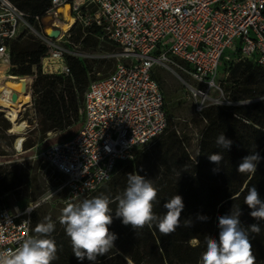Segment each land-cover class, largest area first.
Segmentation results:
<instances>
[{"label": "built area", "instance_id": "1", "mask_svg": "<svg viewBox=\"0 0 264 264\" xmlns=\"http://www.w3.org/2000/svg\"><path fill=\"white\" fill-rule=\"evenodd\" d=\"M64 10L74 18L68 30L61 26ZM78 27L105 42L109 51L103 57L116 63L85 90L79 131L43 152L49 166L64 177L61 188L76 203L110 180L118 161L133 160L136 150L154 145L167 129L166 96L156 67L168 66L183 75L178 73L200 118L206 106L220 105L224 90L218 75L225 57L234 53L238 60L264 68V0H51L34 13L0 0V62L7 65L0 84L20 79L10 75L15 40L32 35L45 46L39 63L25 75L31 101L21 115L27 124H38V66L43 73L68 76L67 55L92 57L83 52L82 42L73 41ZM49 28H59L60 34L51 37ZM28 109L31 115L25 116ZM38 203L11 206L0 196V251L15 250L26 235H35L31 216Z\"/></svg>", "mask_w": 264, "mask_h": 264}, {"label": "trees", "instance_id": "2", "mask_svg": "<svg viewBox=\"0 0 264 264\" xmlns=\"http://www.w3.org/2000/svg\"><path fill=\"white\" fill-rule=\"evenodd\" d=\"M18 7L38 12L50 4L51 0H11ZM73 41L89 45L93 37L87 29L76 28ZM45 52V46L32 35L15 40L11 44V61L13 67L10 73L25 76L32 73L33 65L38 64ZM71 75L43 73L38 66V78L34 92V104L38 114V127L34 128L43 137L47 131L64 129L72 126L81 117L79 93L82 90L91 65L86 60L67 55ZM232 63V62H231ZM228 80L234 85L242 86L234 89L230 98L234 101L251 100L244 104L217 105L211 104L203 109V128L197 154L193 156L189 150L191 138L185 130L175 122L171 123L168 113V127L149 148L135 151L133 160H120L116 164L110 180L86 198L101 194L115 198L127 187V175L137 173L151 179L158 189L157 201L153 211L157 215L166 213L164 204L173 196L180 195L185 205L181 213V223L191 220L189 228H178L171 235H162L154 226H145L134 230L131 225L125 226L122 219L115 217L116 204H110L113 209V223L109 230L117 235L115 249L110 253L97 257V261L85 258L79 261L72 252L70 238L65 233V227L60 218H51L55 230L50 238L54 240L57 259L52 264H198L202 252L206 250L205 236L218 239V217L230 215L240 208L241 226L249 229L250 225L258 224L259 234L249 231L256 264H264V220L251 217L250 209L244 198L248 190L256 187L259 198L264 202V159L257 166L255 175L240 174L237 171L243 158L250 153L258 152L264 158V68L251 60L239 59L229 66ZM157 77V76H156ZM158 79V78H157ZM159 80V79H158ZM167 108V107H166ZM0 112V137L11 143L10 136L5 134L10 128V122ZM224 133L233 144L230 150L219 148L217 137ZM37 138H26L24 149L33 147ZM213 153L223 155L220 171L214 173L217 167L210 162L208 156ZM6 154L0 144V155ZM23 174L18 167L8 169L0 165V196L3 193L22 184ZM198 215L207 216L206 221L197 219ZM45 217L36 218L32 213V230L34 225L47 222ZM196 239L199 245L193 247L191 241Z\"/></svg>", "mask_w": 264, "mask_h": 264}, {"label": "clouds", "instance_id": "3", "mask_svg": "<svg viewBox=\"0 0 264 264\" xmlns=\"http://www.w3.org/2000/svg\"><path fill=\"white\" fill-rule=\"evenodd\" d=\"M216 144L219 148L230 150L233 144L231 139L221 133ZM210 162L217 165L212 171H220L223 155L213 153L208 156ZM261 159L258 152L245 156L239 164L237 171L240 174L255 175ZM158 189L151 179H147L137 173L127 175V187L114 199L107 195H99L85 198L79 203H67L62 209L60 223L65 227V233L70 238L72 252L79 261L85 258L96 262L97 257L104 256L115 248L117 235L109 230L113 223V209L110 204L115 203V217L122 219V223L131 225L134 230L145 226H153L165 236L171 235L182 226L189 228L192 221L185 220L181 223V213L185 207L183 198L175 195L164 204L166 213L157 215L154 213V202L157 201ZM244 203L252 209L251 217L264 220V202L259 198L256 187L248 190ZM240 208H236L230 215L218 217V239L205 236L206 250L202 252L198 264H256L252 244L249 239V231L259 234L261 228L258 224L245 229L241 226ZM200 221H206L207 216L198 215ZM45 222L38 223L35 227V235H26L15 250L0 251V264H52L57 259V248L51 233L55 230V224L50 217H45ZM31 231V230H30ZM193 247L199 245V241H191Z\"/></svg>", "mask_w": 264, "mask_h": 264}, {"label": "rangeland", "instance_id": "4", "mask_svg": "<svg viewBox=\"0 0 264 264\" xmlns=\"http://www.w3.org/2000/svg\"><path fill=\"white\" fill-rule=\"evenodd\" d=\"M92 36L95 37L93 34ZM88 44L85 47L82 44V50L92 55V57L85 59L92 68L90 74L87 75V78L82 84V90L79 93L80 104H82L84 92L90 81L108 75L116 63L115 59L103 57V54L109 51V46L105 42L103 43L101 40H98L96 45L95 40L90 39ZM237 60L234 53H231L222 60L218 75V80L224 90V95L220 101L221 106L227 105L229 102L231 104H244L251 101L250 99L234 101L230 98V94L234 89L239 90L242 88V86L234 85L228 80L229 66ZM1 72L0 74H2ZM178 73L180 72L177 69L168 66H158L155 69V75L159 79L166 96V107L170 115L171 123L175 122L179 128L186 131L191 138L189 150L195 156L198 150L200 134L206 122L201 120L196 110V100L183 84ZM5 82L8 85V89L10 88L12 92L20 90L22 85V82L13 80H6ZM14 82L19 85V88L14 87ZM29 114L31 115L30 109L25 112V116ZM2 116L10 122L4 113H2ZM37 121H39L38 114ZM82 123L83 120L80 117L79 121L72 126L47 131L41 138L40 132L34 129L38 127V124L34 125L29 123L22 132V135H24L25 139L27 137L32 139L37 138V143L33 147L22 151L16 150L14 147L15 140L19 134L12 133L6 129L5 134L10 136L9 140L11 143H7L0 137V144L6 152V154L0 155V165L8 169L18 167L21 174H23L22 184L2 194L4 200L9 205L12 206L17 203L21 206H26L31 202L35 203V201H39L33 211L36 218L48 216L58 219L61 217L62 209L67 203H76L69 196L67 189L61 188L64 177L49 166L43 157V152L49 145L74 136L81 128ZM11 125L12 123L10 122V127Z\"/></svg>", "mask_w": 264, "mask_h": 264}, {"label": "bare ground", "instance_id": "5", "mask_svg": "<svg viewBox=\"0 0 264 264\" xmlns=\"http://www.w3.org/2000/svg\"><path fill=\"white\" fill-rule=\"evenodd\" d=\"M74 23V18L69 16L67 10H64L63 20L61 26L63 30H68ZM6 64L0 62V71L6 68ZM13 75V74H10ZM12 78H16L12 76ZM30 78L26 76H20L18 82H22L21 88L18 91H13L9 88L6 82L0 84V110H4L12 123L10 132L19 134L15 140V149L21 150L22 142L24 141V135L22 132L28 126L27 122L22 119V109L24 105H27L31 101L30 92L28 89V82ZM14 87L19 88V85L14 82ZM3 92V93H2Z\"/></svg>", "mask_w": 264, "mask_h": 264}, {"label": "water", "instance_id": "6", "mask_svg": "<svg viewBox=\"0 0 264 264\" xmlns=\"http://www.w3.org/2000/svg\"><path fill=\"white\" fill-rule=\"evenodd\" d=\"M48 34L51 37H57L60 34V29L59 28H49L48 29ZM118 253H121V251L118 248H114Z\"/></svg>", "mask_w": 264, "mask_h": 264}]
</instances>
